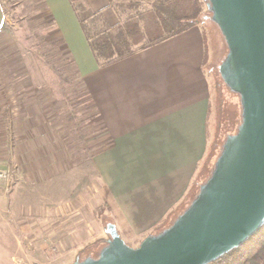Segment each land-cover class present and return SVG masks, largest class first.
I'll use <instances>...</instances> for the list:
<instances>
[{"label":"rangeland","instance_id":"374dc122","mask_svg":"<svg viewBox=\"0 0 264 264\" xmlns=\"http://www.w3.org/2000/svg\"><path fill=\"white\" fill-rule=\"evenodd\" d=\"M1 1L7 20L0 31V166L16 173L0 184V264L97 258L109 239L107 227L114 224L92 161L107 144L106 135L81 108L84 89L67 61L70 53L51 45L59 36L49 15L38 12L28 21L22 8ZM206 15L199 26L212 88L210 172L227 138L238 133L242 116L239 95L220 74L228 54L225 38L211 13ZM206 178L199 180L197 194Z\"/></svg>","mask_w":264,"mask_h":264},{"label":"crops","instance_id":"0c3cea01","mask_svg":"<svg viewBox=\"0 0 264 264\" xmlns=\"http://www.w3.org/2000/svg\"><path fill=\"white\" fill-rule=\"evenodd\" d=\"M79 72L82 109L107 144L92 159L116 225L132 246L158 235L197 195L209 161L212 88L199 25L99 67L69 0H44ZM111 27L109 0H85ZM5 23L0 3V31ZM210 173V172H209Z\"/></svg>","mask_w":264,"mask_h":264},{"label":"water","instance_id":"95a60500","mask_svg":"<svg viewBox=\"0 0 264 264\" xmlns=\"http://www.w3.org/2000/svg\"><path fill=\"white\" fill-rule=\"evenodd\" d=\"M228 54L220 66L242 122L198 194L173 224L133 248L115 224L97 258L74 264H211L264 229V0H209Z\"/></svg>","mask_w":264,"mask_h":264},{"label":"trees","instance_id":"16d2710c","mask_svg":"<svg viewBox=\"0 0 264 264\" xmlns=\"http://www.w3.org/2000/svg\"><path fill=\"white\" fill-rule=\"evenodd\" d=\"M7 1L13 7L22 8L28 21H32V17L38 12H48L44 0ZM69 1L99 67H105L125 59L141 50L177 36L195 25H200L201 17L208 12L213 15L209 7V0H109L111 8L119 17V24L111 27L101 12H93L86 6L85 0ZM0 3L6 22V9L3 1L0 0ZM38 4H41V7L37 11L36 5ZM32 30L38 39L40 35L36 32L37 27ZM40 43H44V40L42 39ZM51 45L64 46V40L59 38L53 41ZM67 61L74 67L77 78L81 82L76 64L70 54ZM53 69L63 79L69 80L58 66ZM220 154L221 150L217 159ZM141 242H137L136 246L138 247ZM211 264H264V232L261 231L251 245L247 243L235 248Z\"/></svg>","mask_w":264,"mask_h":264},{"label":"built area","instance_id":"2783aa9c","mask_svg":"<svg viewBox=\"0 0 264 264\" xmlns=\"http://www.w3.org/2000/svg\"><path fill=\"white\" fill-rule=\"evenodd\" d=\"M14 173H16V171L10 168L4 169L3 167L0 166V184L7 182Z\"/></svg>","mask_w":264,"mask_h":264}]
</instances>
